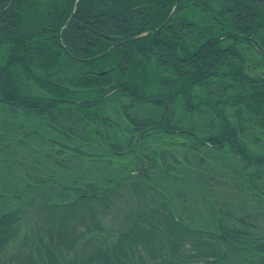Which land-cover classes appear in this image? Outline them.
Returning a JSON list of instances; mask_svg holds the SVG:
<instances>
[{
	"label": "trees",
	"instance_id": "1",
	"mask_svg": "<svg viewBox=\"0 0 264 264\" xmlns=\"http://www.w3.org/2000/svg\"><path fill=\"white\" fill-rule=\"evenodd\" d=\"M130 37L135 38L121 43ZM0 98L12 115L21 113L36 123H28L27 137L44 139L41 125L56 130L62 116L91 126L106 152L84 151L77 138L65 147L78 156H131L141 165L146 158L136 152L146 149V139L172 131L193 141L191 147L228 148L242 169H264V2L0 0ZM108 103L119 104L130 128L102 111ZM142 103L162 106L164 112L159 118L132 114L131 108ZM60 127L59 134L68 139V129ZM122 131L128 136L120 138ZM74 189L65 208L87 207L96 199L107 202L93 183ZM163 205L164 217L156 212L152 221H135L129 228H155L163 243L159 258L127 230L110 246L85 238L90 253L73 264H114L110 256L124 264L117 252L132 238L139 264H222L229 255L220 247L234 252L252 246L264 253V236L246 227L191 228ZM18 221L12 212L1 213L0 235ZM95 226L100 227L97 221ZM78 238L56 233L36 252L25 254L24 264H61L64 249L79 250ZM3 249L0 242V264L11 259L2 258Z\"/></svg>",
	"mask_w": 264,
	"mask_h": 264
},
{
	"label": "rangeland",
	"instance_id": "2",
	"mask_svg": "<svg viewBox=\"0 0 264 264\" xmlns=\"http://www.w3.org/2000/svg\"><path fill=\"white\" fill-rule=\"evenodd\" d=\"M180 106L179 103L176 107L179 116ZM102 111L119 120L122 127L128 126L118 103H108ZM163 112L162 106L148 103L131 108V113L138 117L159 118ZM69 119L58 117L56 130L42 124L44 139L27 137L28 123H36L28 122L21 113L14 116L0 105V214L12 212L19 220L9 233L0 235L4 246L2 258L11 256L4 260L6 264H24L25 254L36 252L40 242H47L56 233L66 239L79 237L78 251H62L65 257L61 264H73L90 253L85 238L100 239L110 246L127 230L139 245L159 258L163 243L155 228L143 232L139 231L142 225L129 228L135 221H152L156 212L164 217L165 212L160 211L163 202L175 218L191 228L215 231L219 224L240 226L256 236H264V169H242L228 148L208 151L191 147L189 143L192 145L193 141L172 131L146 139V149L136 152L146 158L141 165L131 156H78L65 147L77 138L84 144V151L102 153L106 148L94 137L91 126L88 129ZM61 125L68 129V139L59 134ZM124 136L128 133L122 131L120 138ZM89 139L92 141L88 142ZM95 139L100 141L99 145L94 144ZM18 140L22 143L17 144ZM141 166L146 171L140 170ZM90 183L107 202L96 199L87 201V207L65 208L64 204H69L77 193L74 187L84 188ZM242 217L246 222H239ZM92 233L98 239H91ZM132 239L124 243L122 252H117L124 264L140 261ZM220 248L229 255L222 264H264V253L252 250V246L237 247L234 252ZM17 253V257H12ZM141 254L145 261L146 252Z\"/></svg>",
	"mask_w": 264,
	"mask_h": 264
},
{
	"label": "water",
	"instance_id": "3",
	"mask_svg": "<svg viewBox=\"0 0 264 264\" xmlns=\"http://www.w3.org/2000/svg\"><path fill=\"white\" fill-rule=\"evenodd\" d=\"M260 1H263V2H264V0H260ZM134 38H135V37L127 38V39H125V40H122L121 43H124V42H127V41H131V40H133ZM105 53H107V52H104V53L98 54V55L94 56V57L91 58V59L99 58V57H101L102 55H104ZM0 100H1V98H0ZM150 100H151V101H155V102H157V101H165V100H162V99H156V98H152V99H150Z\"/></svg>",
	"mask_w": 264,
	"mask_h": 264
}]
</instances>
